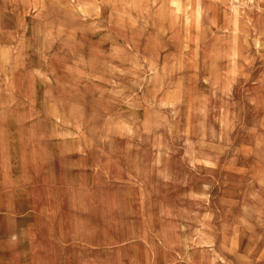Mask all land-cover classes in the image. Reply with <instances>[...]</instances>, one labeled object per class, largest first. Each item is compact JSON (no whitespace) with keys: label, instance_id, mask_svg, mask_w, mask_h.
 <instances>
[{"label":"rangeland","instance_id":"obj_1","mask_svg":"<svg viewBox=\"0 0 264 264\" xmlns=\"http://www.w3.org/2000/svg\"><path fill=\"white\" fill-rule=\"evenodd\" d=\"M151 1L0 0L11 264H264V14ZM211 15L254 38L211 49Z\"/></svg>","mask_w":264,"mask_h":264},{"label":"crops","instance_id":"obj_2","mask_svg":"<svg viewBox=\"0 0 264 264\" xmlns=\"http://www.w3.org/2000/svg\"><path fill=\"white\" fill-rule=\"evenodd\" d=\"M177 1H156L153 0L151 1V6L153 8H170L171 9V4L176 3ZM215 1H210L208 5L215 4ZM240 8V7H239ZM255 9L262 10L264 14V6L260 4L257 0L256 3V8L253 10L249 11V17L252 19L254 18V12L256 11ZM248 12V11H247ZM156 14V11H154ZM164 14V17H167V14L169 15V18L173 17V10H164L162 12ZM253 13V14H252ZM230 18V19H229ZM157 19V18H155ZM238 21V22H237ZM209 22V23H208ZM235 24V25H234ZM238 24V25H237ZM236 25L239 29H242V26H248L247 23L243 22L242 19L239 17H226V16H221V17H212L209 16L208 19L205 21L201 22V27L204 30L205 34L207 35L208 38H210L212 41L211 42V49L214 48V39H218L220 42V45L224 46L226 48L227 52H232L236 53L238 50L234 48L235 40H241L244 41L246 37L249 39H253L251 35H253V32L251 30H244L243 32L241 30H237ZM252 27H250L251 29ZM208 31V32H207ZM162 32V31H161ZM264 32V31H263ZM228 43V44H227ZM234 44V46H233ZM241 49H247L243 46L239 48ZM255 49V48H254ZM14 234V235H13ZM28 237L26 234V229L24 230L23 228H14V229H8L6 232H2L0 230V264H11L10 262V257L12 254V248L13 247H18L19 250H21L20 253V258H27V251H28ZM12 257V256H11Z\"/></svg>","mask_w":264,"mask_h":264},{"label":"bare ground","instance_id":"obj_3","mask_svg":"<svg viewBox=\"0 0 264 264\" xmlns=\"http://www.w3.org/2000/svg\"><path fill=\"white\" fill-rule=\"evenodd\" d=\"M208 16V15H207ZM207 19H208V17H207ZM209 23V22H208ZM208 32V31H207ZM261 107V106H260ZM189 168V167H188ZM14 235V234H13Z\"/></svg>","mask_w":264,"mask_h":264}]
</instances>
